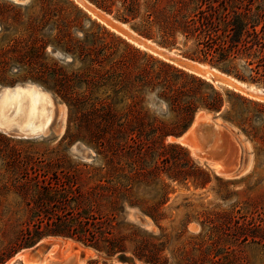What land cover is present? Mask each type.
Returning a JSON list of instances; mask_svg holds the SVG:
<instances>
[{
  "label": "rangeland",
  "instance_id": "374dc122",
  "mask_svg": "<svg viewBox=\"0 0 264 264\" xmlns=\"http://www.w3.org/2000/svg\"><path fill=\"white\" fill-rule=\"evenodd\" d=\"M82 1L106 14L110 24L76 0H0V88L32 83L50 92L56 104L45 135L18 134L17 126L10 128V123H5L8 130L0 129V258H6L2 264H22L16 254L42 239L35 250L47 264H70L74 249L81 245L69 239L72 249L64 237L55 239L61 244L56 249L49 243L55 237L49 234L56 230L51 221L65 213L81 218L92 214L103 220L116 215L117 221L124 217L147 233L159 234L139 208L163 217L164 254L169 258L184 254L199 264H264V100L226 85L224 79L236 84L239 80L207 62L186 57L192 55L193 41L177 35L163 46L157 37L140 36L134 22L119 18L123 0H112L110 9ZM145 1L176 8L174 0H138L141 9ZM201 1L182 7L183 15L199 5L205 8ZM205 1L220 14L250 7L258 28L264 24V0ZM128 36L180 59L164 58ZM182 59L195 63L197 72L177 64ZM165 65L187 75L175 78L176 87L183 82L193 87L190 77L194 76L224 96L229 91L248 100L243 105L230 96L221 113L210 112L220 136L226 133L221 140L232 149L230 160L239 154L233 176L217 174L187 145L170 140L185 133L196 113L205 109L198 108L190 120L180 123L177 108L157 95L167 75ZM206 68L216 78L206 77ZM5 94L0 93V112ZM15 112L14 106L4 116L10 119ZM224 117L246 127L250 136ZM158 124L174 129L176 135L162 139L151 132ZM70 224L75 225V220ZM26 229L30 235L21 236ZM113 230L120 231L116 226ZM81 260L104 264L95 251ZM113 262L145 264L130 256Z\"/></svg>",
  "mask_w": 264,
  "mask_h": 264
},
{
  "label": "trees",
  "instance_id": "16d2710c",
  "mask_svg": "<svg viewBox=\"0 0 264 264\" xmlns=\"http://www.w3.org/2000/svg\"><path fill=\"white\" fill-rule=\"evenodd\" d=\"M90 1L105 9H110L112 5V0ZM174 1L176 8L172 9L158 7L152 1H145L141 9L138 0L130 3L123 0V13L119 18L124 22H134L133 29L136 33L147 39L157 37L158 43L163 46L169 43V39L174 40L177 35L186 41L191 40L194 43L193 52L192 55L186 54V57L207 62L239 81L264 85V24L258 28L259 22L252 19L250 7L245 6L239 11L233 10L231 15L220 14L215 6L202 0L201 2H205V8L199 5L194 7L189 15H183L182 7L187 8L193 0ZM165 69L167 75L163 78L162 89L157 95L172 108H177L180 123L184 124L186 120H190L198 108L213 114L221 113L226 98L230 96L235 95L243 105L248 102L246 98L234 92H226L225 97L211 84L194 76L190 77L194 82L193 87L184 82L176 87L175 78H181L186 74L168 65H165ZM170 71L174 72L173 76H169ZM224 120L239 127L246 136H250L246 127L238 124L232 117H224ZM164 128L158 124L151 128V132L158 134L162 139L176 135L174 129ZM171 146L180 148L179 145ZM128 204L139 208L134 203ZM119 208L117 215L122 217L124 202ZM139 210L153 221L159 234L147 233L126 222L124 217L117 221L116 215L103 220L102 217L92 214L81 218L80 215L73 217L65 213L63 217L57 216L55 221H51L56 230L49 236L68 238L91 248L103 257L104 264H108V261L109 264H117L113 262L114 258L125 261L126 256L145 264H168L170 261L174 264H199L197 259L186 257L184 254L167 257L164 254L167 247L162 240L166 238V227L161 224L163 217L149 209ZM71 220H75L76 224L71 225ZM115 226L120 229L117 233L113 230ZM30 233L31 231L26 229V233H22L21 236ZM30 237L33 238L32 235ZM154 240L159 243H155ZM5 259L0 258V264Z\"/></svg>",
  "mask_w": 264,
  "mask_h": 264
},
{
  "label": "bare ground",
  "instance_id": "6f19581e",
  "mask_svg": "<svg viewBox=\"0 0 264 264\" xmlns=\"http://www.w3.org/2000/svg\"><path fill=\"white\" fill-rule=\"evenodd\" d=\"M15 1H25V0H15ZM76 1L93 16L97 17L98 19L102 20L108 25L110 24L106 14H104L101 11H98L96 8H94L91 4L87 2H84L82 0H76ZM128 38L138 46H141L142 48H148L154 53L163 56L164 58H167V56H170L172 58H179L174 54L164 51L162 49L159 51L158 50L155 51L153 48H151L149 44L147 45L141 40L134 39L131 36L130 37L128 36ZM177 64H180L183 68L187 70L194 71V73L197 72L195 63L191 61H186L185 59L184 60L182 59V62ZM204 74L206 77L216 78V76L209 70V68L208 69L206 68ZM224 80H225V84L230 86L234 90L239 91L242 94H246V96L249 95L250 97L252 96L262 101L264 100L262 89L261 90L257 89L254 86L247 88L243 83L236 81L235 79L233 80L236 81L238 84L234 83L230 79H224ZM25 90H28L30 93ZM23 91H25L26 94ZM3 92H6V94L2 100V109L0 112V121H2V123H0V129L4 131L8 130L9 128L5 126V123H10L9 127L11 128L12 125L14 126L16 125L17 126L16 132L21 135L22 134L26 136L45 135L49 131L52 121L54 119L55 107H56V104L50 92L32 83H26L24 86L16 85L13 88L1 87L0 93L2 94ZM14 106L16 107V112L14 116L10 119H6L4 113L7 110L9 111L13 110ZM211 116L212 114L210 112L206 110H199L195 115V120L193 121L192 126L185 132V134L180 138L175 137L174 139L170 138V140L176 141L180 144H184L185 146L187 145L194 157H196L199 160H203L205 162L207 161V163L215 170L217 174L227 177L233 176L238 166L237 165L234 166L229 162V156L232 154L231 152L232 149L230 150L226 146L224 140H221V136H225L226 133L222 131L225 135L222 133L223 135L220 136L219 129L217 128L218 127L217 123L211 121ZM15 121H17V123H24V124L22 126H19L17 123H15ZM190 136H191V143L188 144L189 142L188 137L190 139ZM236 155L239 154H235V156ZM204 157L208 160H206ZM42 243H44L43 239L39 240L36 243V246H40V244ZM67 243H69V245L72 244L70 240H67ZM59 245L61 244L58 242H53L52 249H56ZM71 246L72 245H70V247ZM71 248L74 249L73 246ZM74 251H75V255H78L82 251V248H75ZM83 251H84L83 252L84 257L86 255H89L88 250L83 249ZM15 258H19L23 260L22 264H47L46 260L40 257H34L33 254L30 252V249H24L23 252L17 253ZM9 263L10 262L6 264ZM73 264H83V260L77 261Z\"/></svg>",
  "mask_w": 264,
  "mask_h": 264
},
{
  "label": "water",
  "instance_id": "95a60500",
  "mask_svg": "<svg viewBox=\"0 0 264 264\" xmlns=\"http://www.w3.org/2000/svg\"><path fill=\"white\" fill-rule=\"evenodd\" d=\"M167 58L168 59H175V58H172V57H170V56H167ZM262 92H263V97H264V89H262ZM195 120V117H194V119H193V121ZM193 123V122H192ZM185 133H183L182 135H180V136H177V138H180V137H182L183 135H184ZM188 140H190L189 139V137H188ZM236 158H237V155L233 158V160H230V158H229V162L232 164V165H237V162H236ZM141 220H142V218H141ZM143 221V220H142ZM144 222V221H143ZM41 245V244H40ZM37 246H36V243L33 245V246H31V247H28V248H26V249H30V252L33 254V256L34 257H40L41 258V255H39V252H38V250H35V248H36ZM33 249H34V251H33ZM84 257V255H82V254H78V255H75V254H72V257H71V259H70V264H73V263H75V262H77V261H80L82 258ZM22 261V260H21Z\"/></svg>",
  "mask_w": 264,
  "mask_h": 264
},
{
  "label": "crops",
  "instance_id": "0c3cea01",
  "mask_svg": "<svg viewBox=\"0 0 264 264\" xmlns=\"http://www.w3.org/2000/svg\"><path fill=\"white\" fill-rule=\"evenodd\" d=\"M51 238V240H49V243H50V245H52L53 244V242H56L57 240H55V239H57V238H60V237H50ZM64 239H67V240H69L68 238H64ZM76 243H78V242H76ZM79 245H81V247H82V251L80 252V254H82V255H84V251H83V249H86V250H89V251H94V250H92L91 248H89V247H85V246H83L81 243H78Z\"/></svg>",
  "mask_w": 264,
  "mask_h": 264
}]
</instances>
